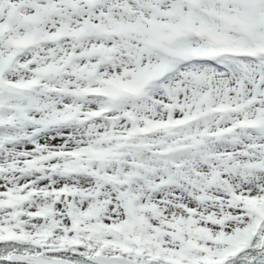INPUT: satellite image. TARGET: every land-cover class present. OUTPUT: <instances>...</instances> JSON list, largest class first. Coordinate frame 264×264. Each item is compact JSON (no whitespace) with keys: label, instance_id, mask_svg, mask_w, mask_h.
Returning a JSON list of instances; mask_svg holds the SVG:
<instances>
[{"label":"snow or ice","instance_id":"1","mask_svg":"<svg viewBox=\"0 0 264 264\" xmlns=\"http://www.w3.org/2000/svg\"><path fill=\"white\" fill-rule=\"evenodd\" d=\"M0 264H264V0H0Z\"/></svg>","mask_w":264,"mask_h":264}]
</instances>
